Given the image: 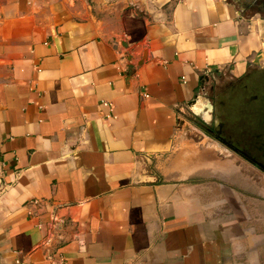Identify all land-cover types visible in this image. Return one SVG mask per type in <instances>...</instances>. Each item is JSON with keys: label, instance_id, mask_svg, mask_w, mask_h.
I'll list each match as a JSON object with an SVG mask.
<instances>
[{"label": "crops", "instance_id": "crops-1", "mask_svg": "<svg viewBox=\"0 0 264 264\" xmlns=\"http://www.w3.org/2000/svg\"><path fill=\"white\" fill-rule=\"evenodd\" d=\"M263 57L232 0H0V264H264V203L186 119Z\"/></svg>", "mask_w": 264, "mask_h": 264}, {"label": "flooded vegetation", "instance_id": "flooded-vegetation-1", "mask_svg": "<svg viewBox=\"0 0 264 264\" xmlns=\"http://www.w3.org/2000/svg\"><path fill=\"white\" fill-rule=\"evenodd\" d=\"M232 1L248 17L264 16V0ZM237 79L238 86L234 84V88L239 95L232 99L231 111L220 112L218 105L211 113L212 117H203V126L206 133L226 144L232 152L243 156L264 172V144L257 143L264 141V64L249 66L242 75L234 76L233 80ZM258 82L259 87L256 86ZM239 107H243L245 112L239 113L237 111ZM242 114L244 115L241 116ZM219 115H228L229 124L223 122Z\"/></svg>", "mask_w": 264, "mask_h": 264}, {"label": "rangeland", "instance_id": "rangeland-1", "mask_svg": "<svg viewBox=\"0 0 264 264\" xmlns=\"http://www.w3.org/2000/svg\"><path fill=\"white\" fill-rule=\"evenodd\" d=\"M247 16V14H245ZM253 21L256 25L263 31L264 35V16L254 15ZM256 65L264 64V57L260 62L254 63ZM234 76L229 72H220L218 74H212L208 80L205 82V89L201 90L200 98L202 99L200 104V108L195 110H188L186 112L187 121V130L188 134H195L197 131H200L204 135V142L216 143L220 146L221 150L224 152L223 154L232 155L231 149L227 147L226 144L216 140V138L210 136L206 133V130L203 126V117L211 116V113L217 109L218 105L220 112H230L231 111V102L234 97H237V91H235L234 84L237 87L239 80H233ZM257 87L260 86L258 82L256 84ZM245 101V99H243ZM239 113H244L245 110L243 107H239L237 109ZM242 114L241 116H243ZM212 117V116H211ZM210 117V118H211ZM223 122L228 121V115L218 116ZM210 121V120H209ZM195 130V132H194ZM263 140L257 142L258 145H263ZM264 142V141H263ZM222 154V155H223ZM235 160L237 161L236 172L234 174H228L229 178H231L232 182H234V186L237 189H241L245 191L247 194H250L253 199H258L259 202L264 203V172L256 167L254 164H251L246 158L241 155L234 154ZM256 206L254 205V208ZM264 209V207H261Z\"/></svg>", "mask_w": 264, "mask_h": 264}, {"label": "built area", "instance_id": "built-area-1", "mask_svg": "<svg viewBox=\"0 0 264 264\" xmlns=\"http://www.w3.org/2000/svg\"><path fill=\"white\" fill-rule=\"evenodd\" d=\"M146 96H148V95H146ZM103 104L106 105V106L109 105V103L107 101H103Z\"/></svg>", "mask_w": 264, "mask_h": 264}]
</instances>
